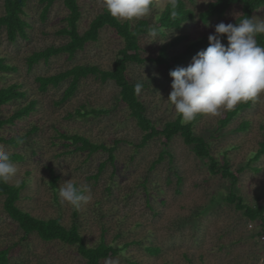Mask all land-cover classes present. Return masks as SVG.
I'll return each mask as SVG.
<instances>
[{
  "label": "rangeland",
  "instance_id": "obj_1",
  "mask_svg": "<svg viewBox=\"0 0 264 264\" xmlns=\"http://www.w3.org/2000/svg\"><path fill=\"white\" fill-rule=\"evenodd\" d=\"M162 1H156L147 17L155 15ZM207 1L192 0L189 5L197 11ZM78 3L82 32L103 7L101 0H78ZM40 11L37 0H30L25 8V18L30 23L28 39L10 42L4 31L0 32V56L16 68L5 73L0 86L17 83L18 89L25 92L18 101L5 105L3 114L7 116L18 105L35 102L26 117L0 130L5 137L27 136L26 143L18 147L3 144L10 154L17 152L23 157L12 161L17 172L10 182L25 180L18 206L40 218L59 217L64 225H69L74 210L61 203L59 187L70 179L91 187V192L86 193L89 199L76 210L85 243L93 245L103 234L106 242L116 240V244L124 247L117 256L103 260L104 264H264V240L256 233L258 227L255 222L245 220L236 203L225 199L230 181L218 173L211 174L206 159L197 157L180 135L172 137L166 145L154 138L137 147L142 131L119 99L118 87L112 81H101L92 75L83 77L74 94L63 103L59 99L66 81L40 90L35 80L39 75L55 74L76 64L111 68L123 42L113 28L105 26L97 40L88 42L73 57L61 53L46 61L41 59L29 68L26 58L30 53L67 41L56 33L65 25L67 10L62 2L56 0L45 19ZM239 14V6L235 4L224 17L212 19L208 24H202L199 19L189 20L176 32L162 35L163 39L168 34L164 43L150 42L151 37H144L143 56L147 59L129 64L126 74L129 80L148 82L141 88L140 98L156 125L177 118L174 106L167 100L172 81L169 70L164 63L153 59L159 47L174 35H186L180 44L170 48L176 52L186 42L213 33L218 23H230ZM251 17L264 19V6ZM81 106L105 108L108 112L100 116H71ZM224 112L222 109L216 116H198L192 129L209 141L214 156L220 159L225 156L232 171L241 167L234 192L243 203L251 205L257 196L258 202H264V155L250 161L264 135V95L219 127ZM243 120L249 123L246 129L240 127ZM74 132L94 143L116 146L113 161L104 149L90 155L87 151H72L73 145H68L69 140L60 134ZM161 152L163 159L148 174L151 162ZM101 162L104 167L99 171ZM50 168L57 176L56 186L49 182ZM197 211H201L197 222L190 218L186 221ZM20 236L21 231L3 211L0 199V249L13 248L7 264H84L75 246L58 240L43 241L36 235L24 240ZM150 245L160 246L161 253L146 251Z\"/></svg>",
  "mask_w": 264,
  "mask_h": 264
},
{
  "label": "trees",
  "instance_id": "obj_2",
  "mask_svg": "<svg viewBox=\"0 0 264 264\" xmlns=\"http://www.w3.org/2000/svg\"><path fill=\"white\" fill-rule=\"evenodd\" d=\"M30 0H2L3 12L0 14V32L4 31L6 39L10 42H16L18 39H28V28L30 23L25 18V8ZM56 0H37L41 6L40 16L45 19L50 7ZM67 10L64 16L65 25L59 28L56 33L63 35L67 41L60 44H51L42 49L35 50L27 56V65L31 68L39 60H48L51 56L65 53L68 57H73L76 52L82 49L88 42L95 41L98 38L99 31L109 26L114 29L115 33L122 39V46L116 51L112 67L109 69H101L95 64H76L70 68L61 70L51 75H39L35 77L40 90H46L49 85L58 86L62 82H67L59 103L65 102L77 90L80 79L88 75H92L101 81H112L118 87L119 99L124 103L129 111V115L135 120L137 127L142 131L141 138L135 146L145 145L151 139L159 138L163 145L176 136L180 135L184 144L195 153L197 157L205 158L208 171L211 174H220L222 177L230 181V190L225 196L229 202L236 203V207L242 209V214L246 221L255 222L258 230L257 235L264 240V202H258L259 196L253 204H245L242 199L234 192V187L238 179V172L241 167H237L232 171L228 160L223 156L221 159L214 156L211 152L209 141L202 135L196 134L192 129V123L182 124L179 117L165 121L162 125H156L147 115V107L140 98V91L137 92L135 85L140 82L143 86H147L148 82L141 80H129L126 74L127 68L131 63H142L147 57L143 56L144 48L142 42L147 36V30L150 26H158L162 29V35L169 32H176L181 29L189 20L199 19L202 24H208L212 19H220L225 16L231 5L239 6L240 14L230 23L236 24L243 17H251V14L261 6H264V0H208L197 11L189 5L192 0H179L177 8V17L173 19L170 16V7L167 0H163L161 8H157L155 15L151 18L145 16L141 20L135 22L117 21L113 19L104 9L95 14L90 20L88 27L84 31L79 30V20L81 18V9L78 0H60ZM157 0H154V5ZM153 5V7H154ZM214 33V32H213ZM208 34H201L199 37L186 42L176 52L171 47H176L187 36L183 34L174 35L172 40L162 44L159 47L156 59L166 65L168 70H173L177 66H184L191 63L192 57L202 49H206L209 44ZM258 43L264 46V35L257 37ZM223 43L227 44L224 39ZM173 47V48H174ZM15 66L9 64L3 56H0V79L5 73L15 70ZM17 83H11L0 86V130L5 125H11L16 120L26 117L30 110L34 107V101H29L24 105H18L9 115L3 114L5 105L18 101L25 95V92L18 89ZM252 102L239 104L232 111H225L219 119V127L226 125L231 121L232 117L239 114L242 109L249 107ZM75 109L71 116L88 117L90 115L105 114L107 109L91 108ZM198 118V117H197ZM196 118V119H197ZM248 121L243 120L240 127L246 129ZM61 137L68 141V145H73L72 151H87L90 155L97 150H107L110 161L114 159V149L116 146L107 147L103 143H94L87 137L72 133L70 135L60 134ZM27 141L25 135H15L5 137L0 133V143L7 144L12 147H18ZM167 152V150L164 149ZM162 152L158 159L151 162L148 168V174L155 167V163L163 159ZM264 155V135L262 141L259 142L258 148L253 152L250 161L258 160ZM12 161H20L23 157L20 153L14 152L10 154ZM104 167V162L99 164V171ZM257 169V168H255ZM50 183L56 186L57 176L50 168ZM179 179V178H178ZM25 187V180L16 183L0 184V199H2V209L5 214L17 224V228L21 231L20 238L22 240L29 238L30 235H36L43 241L58 240L64 244L75 246L76 252L84 259V264H103L102 261L112 256H117L124 247L114 242H106L103 234L100 239L93 245H87L83 239L78 223V212H72L73 222L64 225L59 217L40 218L22 210L17 202L20 193ZM202 211V210H201ZM201 211L193 212L186 221L197 222ZM190 218V219H189ZM102 233L104 231L102 230ZM117 235V234H115ZM12 247L0 249V264L8 263V256L12 251ZM146 251L152 254H160L162 249L158 245H150L146 247Z\"/></svg>",
  "mask_w": 264,
  "mask_h": 264
},
{
  "label": "clouds",
  "instance_id": "obj_3",
  "mask_svg": "<svg viewBox=\"0 0 264 264\" xmlns=\"http://www.w3.org/2000/svg\"><path fill=\"white\" fill-rule=\"evenodd\" d=\"M101 4L113 19L135 22L151 13L154 0H101ZM167 5L175 19L179 0H167ZM147 34L150 42L164 43L168 39V34L162 39V29L155 25L148 28ZM260 35H264V19L245 16L236 24L220 22L209 34L206 49L198 51L188 66L169 71L172 81L167 100L182 124L202 115H219L222 109L232 111L239 104L255 103L264 95V46L257 40ZM224 39L227 44L222 42ZM141 87L138 82L136 91ZM16 172L10 153L0 144V184L9 183ZM90 192L89 185L69 179L59 187V198L62 204L79 210Z\"/></svg>",
  "mask_w": 264,
  "mask_h": 264
}]
</instances>
